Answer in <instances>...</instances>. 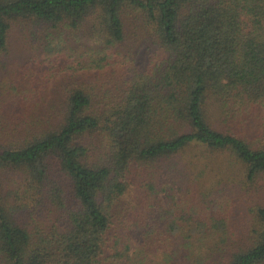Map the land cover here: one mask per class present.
<instances>
[{
    "label": "trees",
    "instance_id": "trees-1",
    "mask_svg": "<svg viewBox=\"0 0 264 264\" xmlns=\"http://www.w3.org/2000/svg\"><path fill=\"white\" fill-rule=\"evenodd\" d=\"M17 21L49 30L50 57L85 37L64 68L91 80L53 116H0V264H264V0H0V55ZM221 157L200 208L181 183Z\"/></svg>",
    "mask_w": 264,
    "mask_h": 264
},
{
    "label": "rangeland",
    "instance_id": "rangeland-1",
    "mask_svg": "<svg viewBox=\"0 0 264 264\" xmlns=\"http://www.w3.org/2000/svg\"><path fill=\"white\" fill-rule=\"evenodd\" d=\"M135 22L130 21L129 26H135ZM138 31L136 27L127 35L126 41L122 46V51H133L138 49L141 44V38L135 32ZM49 30L46 27H36L30 22H13L8 36L6 54L0 55V116L8 119L19 120L23 118L25 121H35L37 118L53 116L54 111L62 105L64 96L67 90L74 88L76 85H88L91 78L85 72L78 75H70L65 71L67 56H71L69 49L71 48L74 53L80 52L84 46H88L85 37L75 39L72 35L63 34L61 36L62 42L58 40L61 45V53L56 57H50V53L46 51L49 46L50 38H46ZM55 31H52L54 33ZM135 33V34H134ZM53 42L52 44L56 43ZM58 44V45H59ZM46 55V58H45ZM73 60V59H72ZM28 92V99L25 100L24 96L18 95L15 97V92L22 90ZM98 89V88H97ZM97 89L94 92H97ZM223 158H218L209 165L205 179L198 183H181V188H190L193 193L189 198L193 203L195 200L200 202V208L204 207L201 200L198 199L197 194L200 191H209L212 188L215 180L219 179L218 168L221 165ZM53 178L60 184L63 180L56 170L53 171ZM54 178V179H55ZM18 177L13 178L17 181ZM0 181H2L0 176ZM234 186V184H230ZM230 185L226 186L231 187ZM14 188L16 186H13ZM233 194L230 197L240 196L236 188H233ZM263 190L260 195H264V183H262ZM184 192V191H183ZM185 193V192H184ZM229 196V195H228ZM139 197H135L132 193L124 197L123 203L130 205L138 202ZM209 199V198H208ZM164 200L162 201L164 205ZM214 201L207 200L206 203L212 204ZM29 205V201L27 202ZM43 210L38 212L32 219L36 221L53 220L52 215L48 214L51 209L43 203ZM45 208V209H44ZM223 207L224 211L220 213V218L223 222L221 225L225 229H248L246 218L242 217L243 210L235 209L231 214L229 207ZM32 206L30 207V210ZM28 223H31L28 215H25ZM196 220V219H195ZM192 228L194 227V222ZM239 223L237 227L235 224ZM190 224V225H191ZM33 226V225H32ZM188 225L180 224L179 227L187 228Z\"/></svg>",
    "mask_w": 264,
    "mask_h": 264
}]
</instances>
